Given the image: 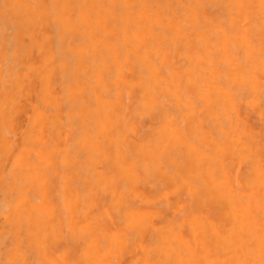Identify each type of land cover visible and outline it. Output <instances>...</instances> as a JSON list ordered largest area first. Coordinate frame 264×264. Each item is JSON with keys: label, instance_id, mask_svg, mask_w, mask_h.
Wrapping results in <instances>:
<instances>
[{"label": "bare ground", "instance_id": "6f19581e", "mask_svg": "<svg viewBox=\"0 0 264 264\" xmlns=\"http://www.w3.org/2000/svg\"><path fill=\"white\" fill-rule=\"evenodd\" d=\"M0 31L4 264H264V0H0Z\"/></svg>", "mask_w": 264, "mask_h": 264}, {"label": "rangeland", "instance_id": "374dc122", "mask_svg": "<svg viewBox=\"0 0 264 264\" xmlns=\"http://www.w3.org/2000/svg\"><path fill=\"white\" fill-rule=\"evenodd\" d=\"M1 32V31H0ZM8 33H10L9 32V30H8ZM10 35H8V37H9ZM10 38V37H9ZM7 49H6V53L8 54V53H10L12 50H13V45L11 44V40L10 39H8L7 40ZM9 44H10V46H9ZM9 50V51H8ZM8 57V56H7ZM9 58V57H8ZM145 125V129L144 130H147V125H148V123H146V124H144ZM144 130H142V131H144ZM16 137H18V134H16L15 135ZM2 168H3V170L5 171V172H7L8 170H9V164L8 163H4V165L2 166ZM146 189H149L148 187H146ZM0 198H1V194H0ZM2 204V203H1ZM2 206V207H1ZM4 206L3 205H0V216H1V214L2 213H4L5 211H6V209H4L3 208ZM2 208L4 209V210H2ZM2 211V212H1ZM2 217V216H1ZM0 217V264H4L3 262L5 261V256H6V254L8 253V248H9V245H10V242H11V234H10V232H9V227H8V225L5 223V221H4V218L2 217L1 218ZM7 225V226H6ZM7 240V242H5ZM69 245H73L72 244V242H71V240H67L66 241ZM6 243V244H5ZM8 243V244H7ZM31 260H32V257L30 258V260H29V262H28V264H30V262H31ZM124 264H127V263H124Z\"/></svg>", "mask_w": 264, "mask_h": 264}]
</instances>
